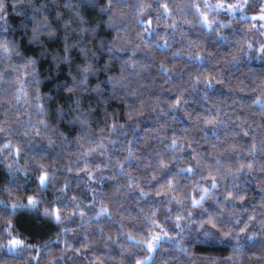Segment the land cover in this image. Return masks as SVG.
<instances>
[{"label": "clouds", "instance_id": "1", "mask_svg": "<svg viewBox=\"0 0 264 264\" xmlns=\"http://www.w3.org/2000/svg\"><path fill=\"white\" fill-rule=\"evenodd\" d=\"M0 264H264V0H0Z\"/></svg>", "mask_w": 264, "mask_h": 264}]
</instances>
